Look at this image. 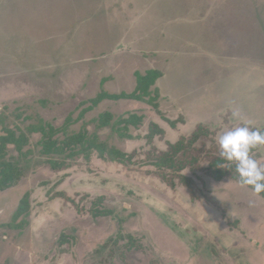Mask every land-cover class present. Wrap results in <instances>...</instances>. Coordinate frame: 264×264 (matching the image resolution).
<instances>
[{
	"label": "rangeland",
	"instance_id": "obj_1",
	"mask_svg": "<svg viewBox=\"0 0 264 264\" xmlns=\"http://www.w3.org/2000/svg\"><path fill=\"white\" fill-rule=\"evenodd\" d=\"M233 33L264 65V0H0V264H264L263 197L159 165L264 127V67L219 61Z\"/></svg>",
	"mask_w": 264,
	"mask_h": 264
},
{
	"label": "trees",
	"instance_id": "obj_2",
	"mask_svg": "<svg viewBox=\"0 0 264 264\" xmlns=\"http://www.w3.org/2000/svg\"><path fill=\"white\" fill-rule=\"evenodd\" d=\"M144 75H141V78ZM264 131V127L260 129ZM208 135V132L203 129L194 130L191 134L187 136H180L176 141L169 144V148L165 151H159V160L160 167H165L167 169H171L174 171L171 175L166 176L165 180L169 181V184L173 186L175 181L183 184H189V177L183 175L181 170L185 168L194 169L201 165L205 174L216 178L218 180L229 178L238 181V176L235 173L234 165H229L223 158L219 156V149L214 138L208 140L211 148H207V143L202 141L200 147L194 146L195 143L201 136ZM9 140L7 135H3L0 137V153H4L5 143ZM209 147V146H208ZM259 149V148H258ZM258 149L254 150L253 155L255 158L259 156ZM161 155V156H160ZM206 162V165L202 166L203 162ZM15 169H11L2 172L1 178L2 180L12 181L13 176L12 173ZM177 178V180L175 179ZM239 182V181H238ZM259 196L264 198V193H261ZM29 211V201L28 194L25 193L24 196L19 200L18 206L16 208V213L14 216H20L22 214H26ZM117 241L114 243L116 244ZM135 246V239L130 235L127 240V245ZM140 245H137L139 247ZM129 264V263H126Z\"/></svg>",
	"mask_w": 264,
	"mask_h": 264
},
{
	"label": "clouds",
	"instance_id": "obj_3",
	"mask_svg": "<svg viewBox=\"0 0 264 264\" xmlns=\"http://www.w3.org/2000/svg\"><path fill=\"white\" fill-rule=\"evenodd\" d=\"M216 143L219 156L234 165L240 186L257 196L264 193V163L253 155L254 150L264 146V131L244 124L223 131Z\"/></svg>",
	"mask_w": 264,
	"mask_h": 264
},
{
	"label": "crops",
	"instance_id": "obj_4",
	"mask_svg": "<svg viewBox=\"0 0 264 264\" xmlns=\"http://www.w3.org/2000/svg\"><path fill=\"white\" fill-rule=\"evenodd\" d=\"M255 5H257V4H255ZM260 8V9H259ZM258 8V6H257V8L256 9H254V17L253 16H248V19H249V21L250 20H253V21H255V23L257 24V25H263V23H261V21L263 20V18H262V15H261V12H260V10H262V5L260 6ZM245 23H246V20H245ZM239 34H235V33H233V34H231V35H229V36H236V38L237 39H233L234 41H233V45H232V48L230 47V46H228V47H226L225 49H224V51L221 53V55L219 56V57H222L223 59H220L219 61H220V63H222L223 61H226V65L227 66H229V65H233V64H235L236 62H238L239 63V66H245V65H248V66H250L252 69H255V66H254V64H256V65H261L262 67H264V65H262V62H259L258 60L257 61H255V59L254 60H251V58H248L247 57V53L245 54V53H243V51H241V49H242V47H241V45H242V42H239V38H240V36H238ZM263 38H264V36H262ZM261 40L262 41H264V39H262L261 38ZM264 43V42H263ZM241 47V48H240ZM240 49V52H239V49ZM234 49V50H233ZM251 49H254L253 51H256L257 52V50H256V48H251ZM237 50H238V53H239V55L240 56H238L237 55ZM264 52V51H263ZM242 59V60H241ZM248 59H250V60H248ZM245 61V62H244ZM264 61V60H263ZM238 66V64L236 65V66H234V68H232V66L231 67H229V69H237V67H239ZM235 70H233L232 71V73L231 74H233V75H235L233 72L235 71ZM242 70V69H241ZM241 70H239V71H241ZM262 70V69H261ZM239 74V73H238ZM235 78L237 79V77H236V75H235ZM232 79V78H231ZM259 88L261 87V84L258 86ZM257 87V88H258ZM257 88H255L254 90H256ZM257 99H258V97L256 98V100H255V111H256V113L258 112V113H261L259 110H260V106H257V105H259V104H257ZM235 100H237V101H234V102H236V103H239V105H240V107H238V110H241L242 108H243V103H242V100L241 99H235ZM239 101V102H238ZM236 103H234L233 105L235 106L236 105ZM234 106H230V108H232V111H233V109H235L236 111H238L237 110V108L235 107L234 108ZM259 110H258V109ZM231 111V109H230V112H232Z\"/></svg>",
	"mask_w": 264,
	"mask_h": 264
}]
</instances>
